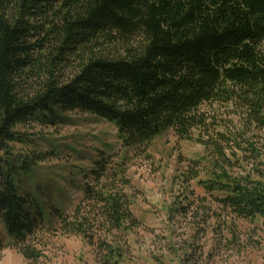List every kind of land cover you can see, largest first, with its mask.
Segmentation results:
<instances>
[{"label": "trees", "instance_id": "1", "mask_svg": "<svg viewBox=\"0 0 264 264\" xmlns=\"http://www.w3.org/2000/svg\"><path fill=\"white\" fill-rule=\"evenodd\" d=\"M205 103L241 109L244 135L264 130V0H0V221L13 246L37 261L34 242L47 228L14 177L19 127L79 110L114 123L135 149L169 128L190 139ZM245 141L260 166L235 176L212 159L204 186L236 216L264 217V154ZM110 159L101 153L54 232L80 235L103 264H118L115 236L139 222L124 191L126 160L113 172Z\"/></svg>", "mask_w": 264, "mask_h": 264}, {"label": "rangeland", "instance_id": "2", "mask_svg": "<svg viewBox=\"0 0 264 264\" xmlns=\"http://www.w3.org/2000/svg\"><path fill=\"white\" fill-rule=\"evenodd\" d=\"M109 48L119 52L117 45ZM241 111L205 103L199 110L204 120L190 139L169 128L135 149L123 146L114 123L79 110L60 112L56 124L19 127L24 140L10 143L18 158L14 177L19 193L30 199L32 216L47 228L34 242L41 257L30 261L0 221V264H103L82 236L54 232L59 214L69 213L93 181L101 153L111 158L113 172L126 160L124 191L139 222L127 235L115 236L124 252L118 264H264V217L236 216L219 203L223 194L204 186L215 169L212 159L235 176L260 166L245 140L264 154V130L240 133ZM41 153L47 158L32 164Z\"/></svg>", "mask_w": 264, "mask_h": 264}]
</instances>
